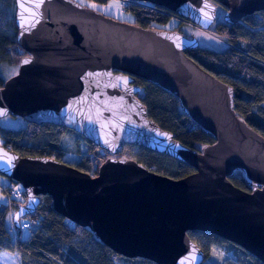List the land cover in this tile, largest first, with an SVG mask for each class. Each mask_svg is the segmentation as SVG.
I'll return each instance as SVG.
<instances>
[{"label": "water", "instance_id": "obj_1", "mask_svg": "<svg viewBox=\"0 0 264 264\" xmlns=\"http://www.w3.org/2000/svg\"><path fill=\"white\" fill-rule=\"evenodd\" d=\"M126 1L157 6L206 32L215 23L216 5L229 25L264 11V0ZM14 7L16 43L27 55L0 87V119L68 129L112 155L92 176L0 145V175L25 195L11 216L17 234L21 219L48 196L55 213L126 259L203 264V250L187 235L200 232L264 264V138L237 116L233 89L184 54L198 41L118 21L74 0H14ZM134 78L173 96L214 143L191 150L161 130L147 117ZM125 145L167 156L193 172L175 180L115 157ZM236 171L251 191L232 185Z\"/></svg>", "mask_w": 264, "mask_h": 264}, {"label": "trees", "instance_id": "obj_2", "mask_svg": "<svg viewBox=\"0 0 264 264\" xmlns=\"http://www.w3.org/2000/svg\"><path fill=\"white\" fill-rule=\"evenodd\" d=\"M89 1L105 4L107 0ZM123 10L131 14L132 24L147 29L165 26L172 18H176L162 8L143 2L128 1ZM14 11V0H0V63L11 67L18 66L26 55L16 43ZM178 20L179 25L172 30L181 33L184 21ZM209 32L224 42L222 50L198 47L186 50L184 54L233 89V107L237 116L264 138V11L248 16L235 25L217 21ZM3 83L0 77V87ZM133 83L141 88L137 97L144 106L147 117L161 130L169 132L182 146L199 151L214 143L210 136L204 134L182 112L173 96L139 78H134ZM55 131L66 132L74 136L76 141L83 142L87 149L86 156L75 163L64 161L62 153L58 151L59 140ZM0 137V145L21 157H49L92 176L97 174L99 166L110 157L109 153L76 133L48 124L36 126L24 122L23 128L19 129L0 127ZM132 148L129 145L123 146L116 157L133 159L150 171L175 180L193 172L189 166L167 156L140 147H135L136 151L133 152ZM74 151L80 154L78 147ZM229 180L235 187L251 191L241 172H234ZM2 184L0 185L4 191L0 187V192L4 194L7 203L0 206V253L14 255L17 264H154L114 254L87 228L76 226L55 213L48 196H41L37 210L21 219V233L18 235L8 221L11 223L12 213L25 202V195L22 188H18V184L10 179ZM9 188L20 189V196H6ZM36 221L37 225L34 223ZM25 222L32 224L30 229L22 228ZM187 235L203 250L204 261L211 259L215 248H218L231 255L233 264H262L241 248L215 236L200 232H188Z\"/></svg>", "mask_w": 264, "mask_h": 264}, {"label": "rangeland", "instance_id": "obj_3", "mask_svg": "<svg viewBox=\"0 0 264 264\" xmlns=\"http://www.w3.org/2000/svg\"><path fill=\"white\" fill-rule=\"evenodd\" d=\"M81 5H90L95 4L97 5V12L101 14L111 17L118 21H125V22H132V16L130 13H127L123 10V7L120 5L119 0H107L105 4L89 1V0H75ZM108 5H113V7H108ZM93 10V8L88 7ZM225 10L216 5L215 10V23L217 21H222L223 15ZM179 20L177 18H172L168 24L165 26H156V29L159 30H172L176 26L179 25ZM214 25V24H213ZM181 34L187 38L193 37L198 41V46L201 48L211 49V50H222L225 45L224 42L218 39L217 37L213 36L209 30L203 31L200 28L193 26L187 22H183L181 24ZM27 55V54H26ZM18 66L11 67L6 63H0V77L3 81L7 80L8 78L12 77L13 75L17 74ZM24 122L18 117H11L7 116L0 119V127L2 128H11V129H19L23 128ZM45 135V134H44ZM48 137V135H45ZM55 136L58 137L59 140V152L62 153V159L68 163H75L79 161L81 158L86 156L87 149L83 142L76 141L74 136L66 132H59L55 131ZM0 137V142H1ZM78 147L80 154L75 153V149ZM132 151L135 152L136 148L133 147ZM112 155H110L111 157ZM116 157V156H115ZM125 158V157H124ZM7 179L0 176V184L6 183ZM3 185V184H2ZM18 188L20 185H16ZM21 188V187H20ZM7 203V199L5 198L4 194L0 192V206L5 205ZM9 220V219H8ZM11 226V223H9ZM12 227V226H11ZM233 259L231 255L223 253L220 249L215 248L213 257L209 260L203 262V264H233ZM0 264H17V260L14 255L8 253H0Z\"/></svg>", "mask_w": 264, "mask_h": 264}, {"label": "built area", "instance_id": "obj_4", "mask_svg": "<svg viewBox=\"0 0 264 264\" xmlns=\"http://www.w3.org/2000/svg\"><path fill=\"white\" fill-rule=\"evenodd\" d=\"M128 1H126V0H119V3H120V5L123 7V6H125L126 5V3H127ZM0 187L2 188V191H4V188L0 185ZM6 193H7V195L6 196H8V195H12L13 197H19L20 196V193H21V190L20 189H15V188H9V190H7L6 191ZM9 197V196H8ZM36 225L38 224V222L36 221V222H34ZM31 226H32V224H30V222H25V223H23L22 224V228H24V229H30L31 228Z\"/></svg>", "mask_w": 264, "mask_h": 264}, {"label": "snow or ice", "instance_id": "obj_5", "mask_svg": "<svg viewBox=\"0 0 264 264\" xmlns=\"http://www.w3.org/2000/svg\"><path fill=\"white\" fill-rule=\"evenodd\" d=\"M80 6H86V7H91V8H93V10H97V5H95V4H90V5H80ZM21 7L23 8L24 7V5L22 4L21 5ZM40 7V5L39 4H37V5H35V8H39ZM108 7H113V5H108ZM207 7V6H206ZM37 13H35V12H33V15L35 16ZM205 15L207 16V13H205ZM209 19H210V17H208ZM34 26V25H33ZM25 63H28V61L26 60V61H24ZM89 75H92V74H89ZM125 82H127V81H125ZM11 163V161H9V164Z\"/></svg>", "mask_w": 264, "mask_h": 264}]
</instances>
